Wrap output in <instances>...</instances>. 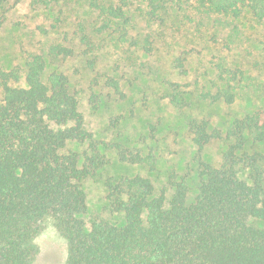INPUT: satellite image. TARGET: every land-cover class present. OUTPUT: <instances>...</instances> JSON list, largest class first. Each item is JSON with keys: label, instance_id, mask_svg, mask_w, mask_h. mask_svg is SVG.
<instances>
[{"label": "trees", "instance_id": "obj_1", "mask_svg": "<svg viewBox=\"0 0 264 264\" xmlns=\"http://www.w3.org/2000/svg\"><path fill=\"white\" fill-rule=\"evenodd\" d=\"M9 1L0 0V11ZM52 1L38 0L44 7ZM139 2L144 8L137 10L148 25L161 21L169 3ZM89 6L102 18L96 34L111 30L115 21L114 32L127 40L129 0H90ZM197 9L207 17L231 19L245 10L264 24V0H197ZM3 22L0 17V26ZM77 34L87 54L91 43L85 29L79 27ZM131 45L146 55L153 51L149 34L134 38ZM192 54L200 53L183 50L173 60L180 77L188 78L186 63ZM73 55L65 34L62 43L47 49L48 57ZM210 64L215 78L208 87L199 79L184 85L168 82L163 98L176 109L185 107L188 94L210 104L233 105L244 71L215 57ZM45 69L40 54H27L23 66L10 70L0 66V264H33L39 251L34 240L48 219L66 242L64 264H264V173L261 156L244 150L247 139L251 144L264 142L263 109L234 120L225 135L210 131L205 120L186 122L199 179L192 203L187 202L185 177L173 173L167 181L172 190L168 200L166 189L156 191L147 177L107 178V208L120 222L94 219L87 227L83 183L108 164L103 151H114L120 163L150 171L155 170V157L152 151L143 155L119 143L96 140L85 128L67 75L45 76ZM105 85L125 98L117 80L108 78ZM95 102L92 96L90 104ZM149 132L154 138L155 128ZM224 139L231 143L220 166L205 163L204 148ZM69 142L86 147L81 156L66 150ZM239 166L247 171L246 180L238 176Z\"/></svg>", "mask_w": 264, "mask_h": 264}, {"label": "rangeland", "instance_id": "obj_2", "mask_svg": "<svg viewBox=\"0 0 264 264\" xmlns=\"http://www.w3.org/2000/svg\"><path fill=\"white\" fill-rule=\"evenodd\" d=\"M129 1L131 23L127 40L120 39L114 32L115 21L111 30L101 34L94 32L102 18L89 6L90 0H54L47 7L38 0H10L0 11L4 19L0 26V66L4 70L23 66L27 54L42 55L45 76L51 72L67 75L69 90L78 101L85 128L96 140L119 143L143 155L153 152L155 170L150 171L120 163L114 151H103L108 164L100 168L93 179L83 183L88 208L83 220L87 227L94 219L112 224L120 222L107 208L103 186L107 178L147 177L156 191L166 189L168 200L172 190L167 181L173 173L178 178L185 177L189 188L187 202L192 203L199 179L195 147L186 122L205 120L210 131L219 130L225 135L234 120L254 109L264 110V24L253 19L249 11L244 10L238 19L207 17L197 9V0H167L168 9L161 14V21L148 25L137 10L144 5L139 0ZM79 27L85 29L91 43L87 54L78 40ZM64 34L74 55L48 57V47L62 43ZM145 34L151 36L153 43V51L147 55L131 45L134 38ZM183 50L200 53L187 59L188 78L180 77L172 67L173 60ZM212 57L244 71L245 79L240 84L236 102L231 106L210 104L188 94L184 108H173L163 98L167 83L184 85L199 79L208 87L215 78L210 64ZM108 78L118 81L125 98H119L106 87ZM92 96H95L94 106L90 104ZM151 126L155 128L154 138H150ZM230 143L225 139L212 140L204 148L202 160L219 167ZM85 148L75 142L66 145V150L80 156ZM244 150L261 156L264 173V142L251 144L247 139ZM237 171L241 179H247L245 169L239 166ZM34 243L39 251L33 264H64L66 242L52 220L44 221Z\"/></svg>", "mask_w": 264, "mask_h": 264}]
</instances>
